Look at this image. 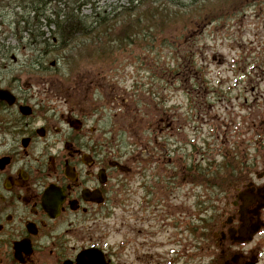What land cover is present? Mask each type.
<instances>
[{
	"label": "flooded vegetation",
	"instance_id": "obj_1",
	"mask_svg": "<svg viewBox=\"0 0 264 264\" xmlns=\"http://www.w3.org/2000/svg\"><path fill=\"white\" fill-rule=\"evenodd\" d=\"M89 75L72 79L66 110L44 102L31 78L0 77L9 92L0 97V264H264V149L226 167L234 153L213 143L202 151L197 127L175 123L166 105L152 107L145 125L126 116V142L120 129L98 126L88 97L78 103L82 85L101 82ZM255 118L248 131L264 140V110ZM209 183L211 213L196 225L205 238L188 256L181 214ZM157 212L174 219L173 245L168 227H150ZM128 218L129 227L107 224Z\"/></svg>",
	"mask_w": 264,
	"mask_h": 264
},
{
	"label": "rangeland",
	"instance_id": "obj_2",
	"mask_svg": "<svg viewBox=\"0 0 264 264\" xmlns=\"http://www.w3.org/2000/svg\"><path fill=\"white\" fill-rule=\"evenodd\" d=\"M15 1L0 0V77L16 75L19 82L31 78L30 83L41 84L43 96L55 94L66 100L72 79L81 80L84 73H90L89 77L101 80L98 86L105 97H99V112L104 115V128H121L122 123L128 122L120 119L124 108L121 106L118 111L117 107L122 103L132 104L137 111L130 112L137 120L144 117L145 124L146 108L153 101L169 99L171 108L181 106L180 115L195 114L204 134L225 121L222 130L227 129L238 153L243 152V134L249 138L255 135L251 131L247 134L243 118L247 96L250 104L260 103L264 107V99L254 100L258 94L254 95L251 89L259 75L260 88L264 89V69H258L260 74L255 76L252 71L251 82L247 78L253 67L248 63L254 62V53L264 56V0H247L239 11L217 20L207 16L210 8L206 6H237L239 0H53L44 10L50 20L65 18L69 23L76 18L78 24L88 21L89 26L96 28L83 30L85 34L79 33L71 44L58 48L52 45L56 43L55 27L43 26L46 21L30 13L31 0H26L23 9L10 7L9 2ZM22 16L27 22L18 25ZM138 17L140 22L134 24H138L137 28L130 30L133 37L121 35L120 27L132 25L128 23L130 19ZM28 21L31 25L42 23L43 36L38 44L32 41L31 34L22 33ZM114 32L123 36L121 42L116 39L118 36L108 37ZM107 57L110 59L105 60ZM100 65L104 68L100 71L102 77L94 68ZM123 74L127 76L126 82L120 80ZM122 85L135 93L133 102L129 101L131 92H126ZM91 87L92 84L81 86L77 92L79 101L88 97ZM115 100L121 103L116 104ZM257 108L255 105L254 112ZM125 138L129 139L128 134ZM205 200L202 196L201 201ZM207 207L209 204L203 203L202 211ZM107 224L111 228L129 227L130 221L120 225V221L112 219ZM185 238L187 246L195 241L187 230Z\"/></svg>",
	"mask_w": 264,
	"mask_h": 264
},
{
	"label": "trees",
	"instance_id": "obj_3",
	"mask_svg": "<svg viewBox=\"0 0 264 264\" xmlns=\"http://www.w3.org/2000/svg\"><path fill=\"white\" fill-rule=\"evenodd\" d=\"M246 2H247V0H239L236 3V4H238L237 6L228 4V5H224L222 7L216 8V9H211L212 7L210 5H208L206 7H207V9L210 8V11L207 13V16H210L211 17L210 19H213V20L220 19V17L223 18L226 15L229 16V15L233 14L234 10H235L234 12L239 11L241 9L242 5L245 4ZM41 7H42V5L40 4L39 1L33 2V5H32L30 12H34V13L41 12L42 9L41 10L39 9ZM138 18L139 19H136L137 23L140 22V20H141L140 19L141 17H138ZM130 20H132V19H130ZM76 24H78V23L77 22H69V23H66V22L58 23L57 22L56 25H53V22H50L48 24L46 23V25H43V26H45V27L54 26L55 27V29H53V32L55 33V35L58 38V43L57 44L52 43V45L59 47V46H64V45H68V44L72 43L79 33L84 32L83 30L95 28V27H91V26L88 27L87 25H82V24L81 25L78 24L77 26H74ZM134 24H136V23H133L132 25H126V27H120V29L122 30L121 35L126 36L128 38H132L134 34H130V30H133V29L137 28V26H138V24L137 25H134ZM43 26H42V24H40V22L33 23L32 25H31V23H28V25H25L23 27L24 31L22 30V33L27 32V33L31 34L30 36L33 37L32 41H34L37 44V43H39V39L42 38V36H43V31H40ZM93 32H88V33L90 34ZM83 34H85V33H83ZM119 35H120V33L114 32V33H110L108 35V37L111 38L112 36H118L116 39L118 40V42H121L123 36H121V35L119 36ZM53 37H54V35H53ZM51 50H53V49H51ZM108 59H110V58L107 57L105 60H108Z\"/></svg>",
	"mask_w": 264,
	"mask_h": 264
},
{
	"label": "bare ground",
	"instance_id": "obj_4",
	"mask_svg": "<svg viewBox=\"0 0 264 264\" xmlns=\"http://www.w3.org/2000/svg\"><path fill=\"white\" fill-rule=\"evenodd\" d=\"M61 22H64V20H61Z\"/></svg>",
	"mask_w": 264,
	"mask_h": 264
}]
</instances>
